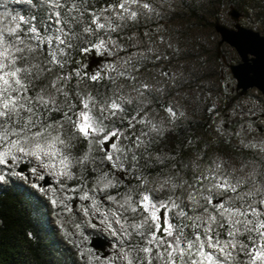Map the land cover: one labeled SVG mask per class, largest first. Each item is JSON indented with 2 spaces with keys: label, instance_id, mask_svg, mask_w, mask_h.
I'll return each mask as SVG.
<instances>
[{
  "label": "trees",
  "instance_id": "obj_1",
  "mask_svg": "<svg viewBox=\"0 0 264 264\" xmlns=\"http://www.w3.org/2000/svg\"><path fill=\"white\" fill-rule=\"evenodd\" d=\"M178 1L181 6L176 13L178 21L184 24L183 32L188 35L194 24L190 22L191 18L195 23H199V15L195 16L194 7L186 0ZM233 1L232 4H234ZM251 1L255 3L258 0ZM121 3L124 4V9L127 5L130 8L133 0H86L83 5L87 9L84 22L77 28L79 35L72 41L73 46L65 49L58 56V60L61 61L59 64L50 63L51 57L46 55L47 43L37 47V41L24 36V30L29 25L21 24V32L18 34L25 40L27 47L18 45L25 48V51L20 54L25 59H18L16 67L32 70L31 75L21 73V78L28 85V95L33 97L40 95L45 99H51L63 111H68L71 107L69 115L74 114L73 119L77 124V117L85 103L88 106L92 103L101 104L109 108L111 112L113 110L110 105L113 102L117 103L120 108L115 111V115H111L107 125L101 124L100 127L105 128L104 131L110 134L115 132L117 135L112 139L118 137L121 143L123 141L124 148L115 150L113 160H108L109 153L106 152V145L102 146L100 143L101 136H93L88 141L85 136L70 126L61 112L46 114L45 121L49 126L43 130V137L39 141L33 140L25 144L24 147L26 149L36 142L43 144L52 141V138L56 136H60L65 141L63 144L64 157H68L67 171L69 174L64 189L57 195L62 205L55 213L63 223L66 235H68V230H76L80 241L87 240L83 232L84 223L78 216L77 208L80 207L86 211V222L92 224L94 214L88 209L87 198L91 195L90 189L95 187L101 190L95 194V205L105 208L106 202L111 201L123 207L133 228L136 224H143L140 229L134 228L136 233L130 236L128 245L136 264H171L165 251L167 244L161 246L158 240L164 238L166 241L174 242L180 234L179 229L182 225H188L183 229L184 236L188 239L195 240V233H201L199 228L192 226L198 222L193 219V207L190 202L199 206L200 215L215 216L216 222L212 225L214 232L210 235L217 238L218 233L220 245L228 243L231 239L228 233L234 229L230 220L232 215L229 216L232 211H249V205L261 208L258 197L242 198V201H238V197L244 194L243 191L225 193L214 187L219 179L216 172H213L212 156L239 162L256 172L260 180L264 171V151L259 153L251 148L240 146L231 138L219 136L213 119H210L206 107L202 104L205 102L202 98L206 95L202 87H194L193 103L188 99V104L190 102L193 106L190 119L187 120L170 108L166 91L162 96L160 90L162 85L167 90L166 84H163L164 81L160 84L161 87L158 85L145 95L151 108L162 110L165 113V119L170 126L159 135H152L148 129L141 126V115L136 114L134 106H126L115 100L114 82L122 80L127 83L131 80V74L120 75L122 71L113 68L116 71L111 73L113 76L110 77L101 70L92 69L88 66L91 54L95 52L101 54L104 58L103 62L106 63L111 56V49L107 48L109 43H116V48L124 49L125 47L127 52L132 44V31L140 34L146 30L152 34L155 31L154 27L161 23H152L151 18L157 17L154 12L151 17L138 15V13H135V16H127V13L119 7ZM49 7L50 5L44 0H31V2L29 0H19V2L0 0V19L4 25L13 24L16 27L20 16L29 19L35 15L39 22L38 26L41 27V35H44L43 29L47 25L43 24V18L46 17ZM92 12L100 17L99 23L105 24V28L99 29L92 24L94 32L88 33L83 29L88 27ZM120 15L123 17L122 21H119ZM109 21L112 27H108ZM101 41H103V46L97 47ZM180 47L182 48V45ZM189 48L193 49L192 46ZM29 49L32 50L29 51ZM166 53L167 51L163 53V56ZM221 60L218 48L215 46L213 61L220 65ZM133 61L138 67L156 69L158 66L151 57H142ZM216 62L215 64H218ZM189 74L188 70L187 77L185 73L187 80L178 81L177 88L174 90L182 91L186 87L190 90L189 87L196 82V78L188 76ZM92 76L98 78L92 80ZM184 80L186 81L182 83ZM199 90L200 94H197ZM182 99L186 101L184 96ZM213 132L217 134L214 138L211 137ZM124 136H127V139ZM137 136L143 141L139 146L133 143ZM19 147V145L14 146L0 141V155L14 157ZM133 154H135V159H133ZM160 181L164 182L163 188L157 198H154L156 194L150 193L149 190ZM105 185L108 187L106 188ZM217 194L221 196L217 197ZM144 196L149 197L147 211L144 208ZM231 198L234 202L230 201ZM75 200L78 201V207L73 208L72 203ZM221 202L224 208L219 207ZM151 204L152 206L160 204L168 208L167 221L173 225L171 236H167L162 230L156 231L155 223H160L161 229L166 225L160 219L155 223L150 220L149 205ZM134 208L136 211H133ZM182 211L187 213V216H181ZM48 214L47 203L26 188L14 184L0 186V264H74V262H69L70 251L68 249L70 247L59 244L55 231L48 225ZM242 217L244 225L236 233V245L232 259L220 257L211 250V247L207 246V243H205L203 252L205 255L211 254L212 260L205 259L199 254L200 242L196 241L197 247L191 250V254L186 251L183 259L180 258L179 253L176 254L174 259L177 264H193V261L198 264L200 262L202 264H253V258L257 257L261 248H264V237L255 230L245 231V225L248 220L254 223L258 219L264 220V216L257 218L249 214L247 217ZM221 224L223 227H220ZM153 232L156 233L157 241L149 244L148 240L151 239ZM261 232H264V229H261ZM201 235L207 241V235L204 232ZM181 246L187 248V241L184 237H181ZM146 247L150 248L151 252L142 251ZM167 251L171 249L167 248ZM160 253H165L163 258Z\"/></svg>",
  "mask_w": 264,
  "mask_h": 264
},
{
  "label": "rangeland",
  "instance_id": "obj_2",
  "mask_svg": "<svg viewBox=\"0 0 264 264\" xmlns=\"http://www.w3.org/2000/svg\"><path fill=\"white\" fill-rule=\"evenodd\" d=\"M186 1L194 7L195 16L199 15V23H195L191 18L190 22L194 24H192L193 29L189 31L188 35L183 32L184 24L178 21L176 13L181 7L178 0H133L130 8L127 5L126 10H123L127 13V16L132 15V13H138V15L151 17L154 12L157 17L151 18L152 23H161L154 27L155 31L152 34L146 30L140 34L132 31V44L127 52V48H116V43H109L107 46V48L111 49L109 60L104 63L103 58L101 62L91 68H95L97 71L101 70L102 73L105 72L110 77L113 76L111 73L116 70L122 71L120 75L131 74V80L127 83L122 80L114 82L113 96L120 104L134 106L136 114L141 115V126L148 129L152 135H159L170 127L165 119V113L162 110L151 108L145 98V95L151 89H155L158 85L160 86L164 81L163 84H166L167 90L162 85V88H160L161 94L164 96V92H167L169 106L171 105L170 108L174 110V113H180L186 120L190 119L193 96L195 95L194 87H202L206 92V95L202 98V101L205 102L202 104L206 107L210 119H213L212 121L219 136L231 138L233 142L242 147L251 148L259 153L263 152L264 96L256 89H249L245 95H240L235 90V80L228 66L224 63L234 64L239 62L240 59L234 49L226 43L218 46L220 37L212 25L215 21H218L227 27H233L234 22L230 19L228 11L230 6H234L241 13L239 23L264 36V0H258L255 3L251 0ZM232 1L234 4H232ZM145 4L148 5L147 8L144 7ZM114 19L116 20L117 18ZM122 20L123 17L120 15L119 21ZM14 27L13 24L4 25L0 19V28L5 31ZM180 45H182V48ZM189 46H192L193 49L189 48ZM215 46L218 48L221 59L224 60H221L220 65L218 62L215 61L218 63L215 64L213 61ZM165 51L167 53L163 56ZM168 51H173L174 55L173 53L169 54ZM95 55L102 56L97 52H95ZM142 57H151L157 62L158 66L156 69L136 66L137 64H134L133 60ZM113 68H116V70H113ZM188 70L190 71L188 76H195L196 82L190 85V90L187 87L182 91L174 90L177 88L178 81L181 82L186 79L185 73L187 77ZM197 94H200V90ZM183 96L186 101H183ZM188 99L192 103L189 102L188 104ZM82 112L87 113L92 118L93 127L97 129V131L90 132L85 137L88 141L93 136H101V145H106V152L112 156L115 150L124 148L123 141L121 143L118 137L112 139L113 136L110 135V132L104 131L105 128L100 127L101 124H108V120L111 117L109 108L101 104L95 105L92 103L88 108L81 110L79 117ZM79 117H77L78 124L81 123ZM106 136L109 137L108 140H105ZM216 136L217 134L213 132L211 137L214 138ZM124 137L127 139V136ZM48 143H51V141L43 144L47 145ZM113 144L116 145L115 148L112 147ZM33 146L26 148L25 152L16 151L15 156L13 155L14 157L2 155L5 163L0 164V176L3 177L0 180V186L7 184L22 186L47 203L49 209L48 225L55 231L59 244L64 247H70L68 249L70 251L69 262H74V264H128L130 259L132 264H136L135 259L131 256L132 252L128 248L130 236L136 232L130 225L121 205L111 201L106 202L105 208H99L95 205V194H97L96 192H101L98 188L92 187L89 191L91 195L87 198L88 209L94 214L92 224L86 222V211L78 207V201L75 200L72 203L73 208L78 207L77 213L84 223L83 232L86 234L87 240L80 241L76 230H68V235L64 233L65 227L55 213L62 205V201L58 199L57 195L64 189L68 180L67 175L61 174L63 169L60 161L64 158V146L63 144L57 145L60 152L54 158L44 153H41L39 158L28 154L29 149L33 148ZM20 163L28 164V178L23 173L16 171ZM211 164L213 172H216L220 183L227 180L234 187H237V190L243 191L244 194L238 197V201H242V198L251 199L253 197H258L259 201L264 200V171L260 182L256 172L229 158L212 156ZM45 174L49 175L52 181L51 185L47 187L39 185ZM121 177L123 178V176ZM163 185L164 182L160 181L154 187H151L149 192L156 194L153 196L154 198H157ZM220 196L221 194H217V197ZM235 198L237 199L236 196ZM230 201L234 202L232 198ZM190 205L193 207L194 221L203 225V227L199 228L201 233H203L204 227H207L209 217L200 215L199 206H195L194 202H190ZM149 206V218L151 221L153 212L163 222L168 219V208L161 207L160 204H155V208L152 207V204ZM261 208H264V205H261ZM231 213H237L232 215V219L230 218L232 227L241 229L244 225L243 217L238 214L239 212L232 211ZM237 221L241 223H237ZM92 235H101L110 241L111 246L106 257L102 258L100 253H96L89 246V238ZM225 244L228 245L225 248V253H231L228 257H225V254L219 252L218 249L212 248L211 250L222 258L232 259L234 257V247L230 243H223L220 246ZM262 252H264V248L259 250L257 254L259 258L255 260V264H264Z\"/></svg>",
  "mask_w": 264,
  "mask_h": 264
},
{
  "label": "snow or ice",
  "instance_id": "obj_3",
  "mask_svg": "<svg viewBox=\"0 0 264 264\" xmlns=\"http://www.w3.org/2000/svg\"><path fill=\"white\" fill-rule=\"evenodd\" d=\"M17 2H19V0H17ZM29 2H31V0H29ZM44 2L50 5L47 9L46 17L43 18V24L47 25V27L43 29L44 35H41V27L38 26L39 22L35 15L29 19L20 16L16 27L8 28L7 31L0 28V141L14 146L19 145V151L21 152H25V144L33 140L39 141V139L43 137V130H46L49 126L45 121V116L46 114L52 112H61L62 115L67 118L70 126L85 137H87L90 132L97 131V129L93 127L92 118L87 113L82 112L80 114L79 118L81 123L77 124L76 120L73 119L74 114L69 115L71 107H69L68 111H63L61 108L56 106L54 101L51 99H45L40 95L33 97L27 94L28 85H26L24 83V79L21 78V73L31 75L32 70L30 68L16 67L18 59H25V57L20 55L25 51V48L19 47L18 45H25V47H27L25 40L18 34L21 32V24L29 25V27L24 30V36L28 37L30 40L37 41V47L47 43L48 49L46 55L51 57L50 63L59 64L61 61L58 60V56L63 53L65 49L73 46L72 41L79 35L77 28L84 22L85 12L87 11V9L83 7L86 0H44ZM119 7L126 10L124 9L123 3H121ZM144 7L147 8L148 5L145 4ZM77 13L79 15H77ZM90 15L92 16V19L88 22V27L83 29L85 32H94V29L91 27L92 24H95L99 29L105 28V24L99 23L100 17L96 15V13L92 12ZM132 15L135 16V13H132ZM108 27H112L111 21H109ZM13 37L15 38L14 40L11 39ZM102 46L103 41H101V44L97 47ZM31 50L32 49H29V51ZM84 51H88V49H84ZM97 78V76L91 77L92 80H96ZM65 95L67 94L65 93ZM84 108H88L87 103L84 104ZM110 108L113 110L110 114L115 115V111L118 110L120 106L113 102L110 105ZM33 129H35V131H33ZM110 135L116 136L117 134L112 132ZM108 139L109 137L106 136L105 140ZM64 143L65 141L62 140L60 136L52 138L51 143H48L47 145L36 142L33 148L29 149L28 154L39 158L40 154L44 153L45 155H51L54 158L55 155L60 152L57 145ZM133 143L136 146H139V144L143 143V141L140 140L139 136H137ZM112 147L115 148L116 145L113 144ZM4 155H7V153H4ZM135 158V154H133V159ZM107 159L110 161L113 160L112 155L109 154ZM3 163H5V161L2 155H0V164ZM60 164L63 169L61 174L68 175V157H64L60 161ZM2 179L3 177L0 176V180ZM105 187L107 188L108 185H105ZM214 187L223 190L225 193L229 191L237 193V187H234L227 180H224L222 183H216ZM148 200V196L143 197V201L145 202V211H147ZM259 204L264 205V200L259 201ZM152 207L155 208V205ZM161 207H164V205H161ZM219 207L224 208V204L221 202ZM248 207L249 211L239 212L238 214L245 217L252 214L257 218L264 216V208H256L252 207V205H249ZM133 211H136V209L134 208ZM236 214L237 213H230V216ZM180 215L187 216V213L182 211ZM151 219L155 223L160 218L155 214V212H153ZM215 222V216H210L207 221V227H204V234L207 235V241L203 239L200 232L195 233V240L188 239V237L184 236L183 232L184 227H187L188 225H182L179 229L180 234L177 235L174 242L166 241L164 238H161L158 240V244L161 246L167 244V248L171 249V251H167V248L165 249L166 255L168 260L171 261V264H177V261L174 259L177 253H179L181 259H183L186 251L191 254V250L197 247L196 241L200 242L199 254L204 256L205 259L212 260L211 254L205 255L203 252L205 243H207L208 247L218 249L219 252L225 254V257H228L231 255L230 252L225 253V248L228 245L225 244L224 246H220L218 233L216 234L217 238L210 235V233L214 232L212 225ZM237 223L241 222L237 221ZM164 224L166 227L161 229V224L155 223L156 231L159 232L162 230L167 236H171L173 225L168 223L166 219L164 220ZM248 225H252V227H248ZM192 226L197 229L203 227L202 224L198 223H194ZM142 227L143 224L134 225L135 229H140ZM220 227H223V224H221ZM261 229H264V220L261 219H258L255 223L252 220H248L245 225V231L252 232L255 230L256 232H260V235L264 237V232H261ZM238 231L239 229H234L228 233L229 237H231L228 243H231L233 247L236 245L235 237ZM181 237H184L187 241L186 249L181 246ZM154 241H157L155 232L152 233L151 239L148 240V243L152 244ZM142 251L149 253L151 252V249L146 247L143 248ZM164 255L165 253H160L162 258ZM261 255H264V252H262ZM258 258L259 256L253 258V264L255 259ZM128 264H132L130 259ZM193 264H197V262L193 261ZM200 264H202V262H200Z\"/></svg>",
  "mask_w": 264,
  "mask_h": 264
},
{
  "label": "water",
  "instance_id": "obj_4",
  "mask_svg": "<svg viewBox=\"0 0 264 264\" xmlns=\"http://www.w3.org/2000/svg\"><path fill=\"white\" fill-rule=\"evenodd\" d=\"M228 15L234 22L233 27L215 21L213 29L220 37L218 44L226 43L234 49L240 59L237 63L227 65L235 80V90L240 95H245L249 89H256L264 96V36L239 23L241 13L236 7L230 6ZM102 60V56L94 54L90 57L88 66L91 68ZM27 168V163H20L16 171L28 178ZM51 183L50 176L45 174L39 185L47 187ZM89 246L104 258L109 254L111 243L104 236L92 235L89 238Z\"/></svg>",
  "mask_w": 264,
  "mask_h": 264
},
{
  "label": "flooded vegetation",
  "instance_id": "obj_5",
  "mask_svg": "<svg viewBox=\"0 0 264 264\" xmlns=\"http://www.w3.org/2000/svg\"><path fill=\"white\" fill-rule=\"evenodd\" d=\"M218 46H219V44H218ZM223 60V59H222ZM224 61V60H223ZM224 63V62H223ZM225 65H229V64H227V63H224ZM264 106V105H263ZM41 174V173H40Z\"/></svg>",
  "mask_w": 264,
  "mask_h": 264
}]
</instances>
